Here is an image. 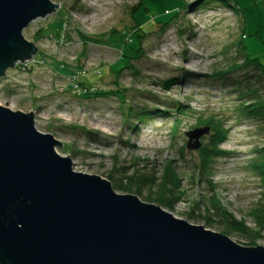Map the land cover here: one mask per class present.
<instances>
[{
    "label": "rangeland",
    "instance_id": "obj_1",
    "mask_svg": "<svg viewBox=\"0 0 264 264\" xmlns=\"http://www.w3.org/2000/svg\"><path fill=\"white\" fill-rule=\"evenodd\" d=\"M230 1L51 0L59 8L23 33L37 54L0 78V106L33 112L36 129L62 143L55 150L69 156L73 171L113 185H126L125 171L159 177L174 162L187 179L165 211L241 246L264 247V233L250 246L220 223L205 226L189 217L209 188L206 181L190 182L200 158L188 151L185 133L213 117L228 130L221 149L230 154L212 165L219 197L250 227V212H264V186L247 169L252 152L264 146V121L234 111L243 92L264 94L262 72L234 68L243 62L240 39L244 54L264 66V0ZM165 22L172 23L166 28ZM85 88L121 95L100 98L85 95Z\"/></svg>",
    "mask_w": 264,
    "mask_h": 264
},
{
    "label": "water",
    "instance_id": "obj_2",
    "mask_svg": "<svg viewBox=\"0 0 264 264\" xmlns=\"http://www.w3.org/2000/svg\"><path fill=\"white\" fill-rule=\"evenodd\" d=\"M51 0H0V78L31 60L24 30L53 14ZM211 127L185 133L197 152ZM62 143L34 113L0 106V264H264V247L175 218L102 177L73 171Z\"/></svg>",
    "mask_w": 264,
    "mask_h": 264
},
{
    "label": "trees",
    "instance_id": "obj_3",
    "mask_svg": "<svg viewBox=\"0 0 264 264\" xmlns=\"http://www.w3.org/2000/svg\"><path fill=\"white\" fill-rule=\"evenodd\" d=\"M227 1L231 2L230 0ZM177 15L172 17L174 21L177 19ZM171 23L172 22H165V27H169ZM236 45L239 50L238 53L243 55V62L239 65L235 64L234 68L242 69L251 66L264 75V66L261 64L260 60L253 59L244 54L246 48L243 39H240ZM129 63H131V58ZM128 65L125 67H129ZM125 67H122V69ZM220 75H223V73L221 72ZM84 91L85 95H94L100 98H107L109 96L118 97L121 95V91L119 90L94 92L92 89L85 88ZM241 100L244 101L235 107V113L244 118H257L264 121V94H260V92L255 89H249L240 95L239 101ZM215 118L216 117H213L206 121L201 120L206 127H211L212 133L210 142L205 145L203 143V147L197 151L200 161L195 164L192 169L190 182L196 185L202 181H206L205 183H207L209 190L207 196L202 199V202L195 205L189 217L196 222L204 221L205 226H213L214 223H220L222 227H225L226 232L237 233L247 239L249 245L252 246L254 245V241L260 238L261 234L264 233V212L262 209H254L250 212L254 224V227H250L247 225L246 221L236 219L219 197L216 186L212 180V165L217 158L226 157L230 154L221 149V144L224 143L228 137V130L225 129L222 122ZM247 169L255 174L264 186V146L258 147L252 152V156L247 164ZM126 173L125 171L123 173L124 176L121 178V182L124 183V181H126V185H118L115 183L113 185L115 190H122L134 194L146 203L155 204L168 210H171L173 203L181 197L182 181L186 178L177 171L174 162H168L159 177H157V174L147 176L142 170H139V168H137L132 175H127ZM146 189H148L149 194L144 195L143 191ZM201 205H203L205 212L201 210Z\"/></svg>",
    "mask_w": 264,
    "mask_h": 264
},
{
    "label": "built area",
    "instance_id": "obj_4",
    "mask_svg": "<svg viewBox=\"0 0 264 264\" xmlns=\"http://www.w3.org/2000/svg\"><path fill=\"white\" fill-rule=\"evenodd\" d=\"M224 1H227V0H224Z\"/></svg>",
    "mask_w": 264,
    "mask_h": 264
}]
</instances>
